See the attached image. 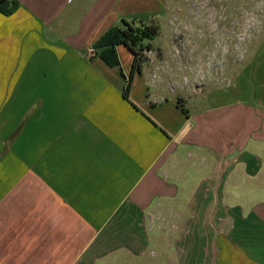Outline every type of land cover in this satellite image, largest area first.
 <instances>
[{"label": "crops", "instance_id": "1", "mask_svg": "<svg viewBox=\"0 0 264 264\" xmlns=\"http://www.w3.org/2000/svg\"><path fill=\"white\" fill-rule=\"evenodd\" d=\"M17 1L0 11V264H264V55L246 96L209 87L211 50L153 40L126 99L132 53L111 66L95 44L123 19L161 27L166 0Z\"/></svg>", "mask_w": 264, "mask_h": 264}, {"label": "rangeland", "instance_id": "2", "mask_svg": "<svg viewBox=\"0 0 264 264\" xmlns=\"http://www.w3.org/2000/svg\"><path fill=\"white\" fill-rule=\"evenodd\" d=\"M166 1V15L161 17V32L154 44L165 45L168 36L176 35L192 49L211 50L215 80L209 87L239 88L252 95L253 68L264 55V0ZM202 58L206 60L204 54Z\"/></svg>", "mask_w": 264, "mask_h": 264}, {"label": "trees", "instance_id": "3", "mask_svg": "<svg viewBox=\"0 0 264 264\" xmlns=\"http://www.w3.org/2000/svg\"><path fill=\"white\" fill-rule=\"evenodd\" d=\"M17 0H0V11L3 14L10 15L18 7ZM161 32L159 23L154 20L144 21L134 18L132 20H121V24L111 27L101 38L96 42L95 47L102 48L101 57L111 66H120V60L117 54L116 47L125 45L133 55V63L131 71L125 77V85L123 95L126 99L129 98V92L132 86L134 75L141 71L143 63L146 61V52L152 50V41ZM183 111L187 110L184 107V100L178 99Z\"/></svg>", "mask_w": 264, "mask_h": 264}, {"label": "built area", "instance_id": "4", "mask_svg": "<svg viewBox=\"0 0 264 264\" xmlns=\"http://www.w3.org/2000/svg\"><path fill=\"white\" fill-rule=\"evenodd\" d=\"M93 51L91 50L90 53H92Z\"/></svg>", "mask_w": 264, "mask_h": 264}]
</instances>
